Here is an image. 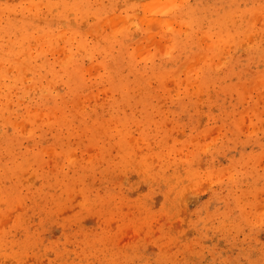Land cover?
<instances>
[{"label": "clouds", "instance_id": "obj_1", "mask_svg": "<svg viewBox=\"0 0 264 264\" xmlns=\"http://www.w3.org/2000/svg\"><path fill=\"white\" fill-rule=\"evenodd\" d=\"M0 264H264V0H0Z\"/></svg>", "mask_w": 264, "mask_h": 264}]
</instances>
